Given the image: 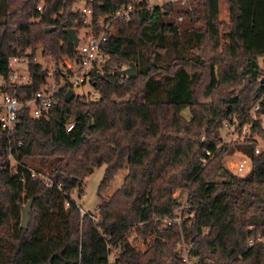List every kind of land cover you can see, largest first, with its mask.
<instances>
[{
    "label": "trees",
    "instance_id": "1",
    "mask_svg": "<svg viewBox=\"0 0 264 264\" xmlns=\"http://www.w3.org/2000/svg\"><path fill=\"white\" fill-rule=\"evenodd\" d=\"M76 1L0 0L4 82L8 57L25 47L32 51L38 43L40 52L56 61L73 58L76 48L64 29L76 33L84 26L73 10ZM127 1L86 4H95V18ZM227 4L230 26L223 37L228 42L219 49L218 0H191L189 10L169 3L115 19L100 45L102 58L89 72L95 98L73 96L65 102L62 89L46 116L31 117L20 107L13 129H0V264H185L180 238L189 243L187 256L196 258L194 264H264V243H246L264 233V200L258 192L264 186V149L254 153L248 143L219 145L224 119L250 122V140L256 133L264 137L260 119L246 116L256 101L257 113L264 114L258 63L264 58V0ZM177 13L180 21L172 17ZM128 62L134 64L133 76L117 74ZM26 67L29 83L15 88L18 99L45 82L39 64L28 61ZM204 69L207 102L193 92ZM230 86L237 89L229 91ZM234 147L252 160L239 179L223 160ZM25 157L37 158L38 165H26ZM123 161V181L100 201L97 220L79 217L70 190L80 192L82 178L104 165L101 188ZM176 188H186L185 216L179 225L161 226L158 218L181 205L172 195ZM24 199H30V211L22 229L18 217ZM64 200H69L66 207ZM252 218L263 220L247 222ZM130 233L148 241L145 248L130 245ZM104 238L117 248L110 263Z\"/></svg>",
    "mask_w": 264,
    "mask_h": 264
},
{
    "label": "built area",
    "instance_id": "2",
    "mask_svg": "<svg viewBox=\"0 0 264 264\" xmlns=\"http://www.w3.org/2000/svg\"><path fill=\"white\" fill-rule=\"evenodd\" d=\"M82 2V5L77 11L81 17V21L84 24L83 27L86 29V33L80 39L77 37L76 43V52L73 58H69V63L63 61L56 66L55 61L51 60V55L48 53L45 56L50 58L52 61L49 66H41L39 60H34L35 63L39 64L44 70L45 82L34 90L27 98L18 99L14 95V90L19 85L28 84L29 76L25 67V73L22 74L19 65L23 60L24 51H16L13 55H10L7 59V65L9 68L7 78H6V90H1L0 95V129L9 131L12 130L16 123V112L20 107H25L28 109L29 115L31 117H40L46 116L49 108L57 102L58 94L57 92L62 89H71L73 85H78L84 82H89V72L93 67V64L102 58L100 45L102 41L112 32L111 29L114 24V20L117 18L127 19L132 12H135L139 9H151L153 7H158L161 9L163 5L173 3L179 10H189L191 8V0H128L125 4H121L113 10L97 16L92 17L93 5H87L88 1L95 0H78ZM40 5H36V8L39 9ZM182 19V14L177 13L175 15V20L180 21ZM77 36V34H76ZM126 65L120 64V68H123ZM47 80V81H46ZM95 93V91H93ZM91 95V94H90ZM95 98V96H93ZM259 103L256 102L251 110V116L256 118L257 110L259 109ZM264 115V114H261ZM224 126L226 127L227 132L225 136H222L223 143H230L235 140L234 130L237 127H244L243 132L241 133L242 139H246L245 143L253 145L254 153H259L261 151L259 145L256 143V140L248 139V133L250 129L249 126H245L247 123H240V121L235 118L232 121H224ZM242 124V125H241ZM71 124L65 125V130H69ZM238 135V134H237ZM241 154L237 162L234 163V173L236 178H241L246 175L251 169L252 160L244 152L237 150ZM42 181L49 185L50 183L46 177H42ZM69 195V194H68ZM82 196V194H80ZM69 199L72 201L74 207L77 209L79 217L87 215L92 221H96L98 218L97 207L98 203L93 211H88L82 207V205L74 201L70 196ZM69 200H64L63 206H68ZM177 213V212H176ZM171 211L169 214L159 217L160 225L167 226L170 224L179 225L181 221V209L179 214H176ZM132 238H135V235L130 233ZM261 236H249L246 239L248 246L253 245V243L261 240ZM128 239V238H127ZM106 251H107V262L110 263L113 261L114 254L117 251L116 246L110 244L107 241V238H104ZM178 249L180 250L181 259L185 264H193L191 258L187 256V251L189 248V243H186L180 238L178 240Z\"/></svg>",
    "mask_w": 264,
    "mask_h": 264
},
{
    "label": "rangeland",
    "instance_id": "3",
    "mask_svg": "<svg viewBox=\"0 0 264 264\" xmlns=\"http://www.w3.org/2000/svg\"><path fill=\"white\" fill-rule=\"evenodd\" d=\"M40 5V4H39ZM82 5L81 1H76L73 4V10L74 9H78L80 8ZM218 7H219V12H218V20L220 22L218 30H219V38H218V42H219V47L218 49L226 44L228 41L223 37V33L227 32L229 30V26H230V21H229V13H228V4H227V0H218ZM175 15L174 14L172 17L175 21ZM81 18V17H80ZM82 22V21H81ZM114 25V24H113ZM76 30V34L78 38H82L84 36V34L86 33V29L85 27H78L75 29ZM111 31H113V27L111 29ZM25 53L23 56V60L21 61V64L19 65V69L21 71L22 74H24L25 72V67L28 61H33L34 60H39L41 63V66H49L50 63L52 61H55L56 66L59 65L60 63H63V61H66L69 63V58L67 57H60V60H54L53 56H51V60L50 58H48L47 56H45L46 54H43L40 52V45L37 43L35 44L34 48L32 49V51H30V47H25L22 49ZM29 52L30 55H29ZM29 55V56H28ZM258 63L260 65L261 68V72L260 74L264 76V58L263 57H259L258 58ZM27 70V68H26ZM27 74H28V70H27ZM209 80V73L207 69H204L202 71L201 74V78L200 81H197L194 85V97L196 100L201 101V102H207L210 101L211 97L209 95L206 94L205 90H206V85L208 83ZM47 81V80H46ZM27 83H29V80H27ZM2 85H6V82H4L1 78H0V95H1V88ZM237 89V88H236ZM234 86H230L229 87V91H234L236 90ZM66 90V89H65ZM71 90L73 92V96H87L88 98H93V96H96V92L93 93L94 89L91 86V84L89 82H84L78 85H73L71 87ZM61 90H59L57 92V94L59 95V92ZM65 92V91H64ZM91 94V95H90ZM73 98V97H72ZM257 102V101H256ZM255 102V103H256ZM251 104V106L249 107V109L246 112V116L248 118H253L250 114L252 113L251 110L253 109L254 104ZM227 109V108H225ZM181 113L187 118L188 117V111L186 108H184ZM232 117H236V115H233ZM256 118H259L260 121L262 122V126L264 127V115H259L258 113L256 114ZM229 120V119H224L222 121V125L220 126V135L225 136V133L227 132L226 127L224 126V121ZM248 122L247 124H245V126H249ZM243 126L242 127H236L234 130V136H235V140L231 141L230 143H223V138L220 140L219 145H226L229 144L231 146H234L235 144H240V143H245L246 139H242V135L241 133L243 132ZM256 133V132H254ZM238 134V135H237ZM259 133H256L255 136H257V140L256 143L259 145L260 149H264V137H262L261 135L259 136ZM236 147L233 148V150L230 153H226L223 155V160H224V164L225 166L228 168V170L233 174V176L236 178V174L234 173L233 167H234V163L238 161V159L240 158L241 154H239V152H237ZM241 151V150H240ZM6 159L9 160V164L13 165L14 161L10 158V156H6ZM23 162H25L26 165H38V159L35 157L32 158H28L25 157L23 159ZM127 171L126 168V162L123 161L122 165L116 169V171H114L112 173V175L108 178L107 182L105 183L104 186H102L101 188H98V184L102 178L103 172H104V165H99V166H94L92 168V170L87 173L81 181V191L79 192V190L77 188H72L69 192V196L76 202L80 203L82 205V207L88 211H93L96 207V205L101 201L104 202L107 197L116 189L118 188L122 181H123V177L125 175ZM245 176V175H244ZM243 176V177H244ZM242 178V176H241ZM185 192H186V188L183 189H179L176 188L173 190L172 195L175 197V200L180 203V207L173 209V212L176 214H179L180 209L182 208V206H184L185 203ZM258 192L260 194V196L262 197V199L264 200V186L260 187L258 189ZM80 194H82V196H80ZM27 199H24L21 203L20 206H23L24 203L26 202ZM248 202V197H245L241 200V207H243L246 203ZM19 216H20V212H19ZM181 217H184V211H181L180 214ZM182 219V218H181ZM263 220V219H262ZM256 218H252L250 219V223H255L257 221H262ZM18 224H19V217H18ZM261 233L256 234L260 235ZM133 236H129L127 241L129 242L130 245L134 246V248L136 249H143L145 248L146 244L148 241L146 242H142L139 238L135 237L132 238ZM183 240V239H182ZM259 242H263L264 243V233L261 236V240ZM178 246V244H177ZM191 261L196 263V258H191Z\"/></svg>",
    "mask_w": 264,
    "mask_h": 264
},
{
    "label": "water",
    "instance_id": "4",
    "mask_svg": "<svg viewBox=\"0 0 264 264\" xmlns=\"http://www.w3.org/2000/svg\"><path fill=\"white\" fill-rule=\"evenodd\" d=\"M45 29H50V27H47ZM64 32H65L66 36L70 39L72 45L75 47L76 43H77V36H76L75 31H74V28H71V27L65 28ZM134 71H135L134 64L132 62H128L126 64V66L117 70V74H123L126 77H131V76H133ZM261 82H264V78L261 79ZM72 97H73L72 90L66 89L64 94H63V100L66 102ZM29 211H30V199L26 200L24 205L21 206L19 209V212H20L19 224H18L19 228H22V229L27 228Z\"/></svg>",
    "mask_w": 264,
    "mask_h": 264
}]
</instances>
